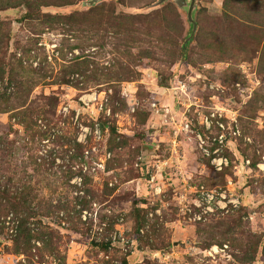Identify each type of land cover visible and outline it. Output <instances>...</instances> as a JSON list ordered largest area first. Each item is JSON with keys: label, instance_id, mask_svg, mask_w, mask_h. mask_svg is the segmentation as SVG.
<instances>
[{"label": "rangeland", "instance_id": "374dc122", "mask_svg": "<svg viewBox=\"0 0 264 264\" xmlns=\"http://www.w3.org/2000/svg\"><path fill=\"white\" fill-rule=\"evenodd\" d=\"M93 1L0 0V264H264V0ZM184 179L243 204L187 222Z\"/></svg>", "mask_w": 264, "mask_h": 264}, {"label": "built area", "instance_id": "2783aa9c", "mask_svg": "<svg viewBox=\"0 0 264 264\" xmlns=\"http://www.w3.org/2000/svg\"><path fill=\"white\" fill-rule=\"evenodd\" d=\"M216 117V114L206 116L201 123L203 129L212 130ZM218 126L220 130L213 137L197 132V142L201 154L209 161L213 169L218 173H222L232 166V162L226 156L225 151L229 149V137H236L238 132L232 129V133L229 134L226 132L224 125L218 123ZM185 130H191L189 123ZM172 162V159L155 162L154 168L152 170L149 169V189L154 197L163 195L164 186L167 184L166 177L169 175L167 170L173 167L171 166ZM248 164H250L249 161ZM137 165L138 167L140 166V164ZM178 169L180 168L178 167ZM182 187V192L177 197L178 207L185 220L192 224L207 222L217 216L228 214L230 211L240 208L243 204L242 195H238L236 190L233 189L213 190L206 188L204 185L192 186L185 179ZM150 217L153 219L154 214H150ZM141 232L145 233L143 229ZM112 239L116 241L118 236L114 235ZM122 241L128 243L125 239Z\"/></svg>", "mask_w": 264, "mask_h": 264}, {"label": "water", "instance_id": "95a60500", "mask_svg": "<svg viewBox=\"0 0 264 264\" xmlns=\"http://www.w3.org/2000/svg\"><path fill=\"white\" fill-rule=\"evenodd\" d=\"M99 1H102V0H94L93 2L95 3V2H99ZM166 1H168V0H162L161 3H164ZM176 2L178 4V6H180V7H187L189 5V12H188L189 21L194 24V30L196 31L197 26L194 23V19H193V12L195 10L196 0H176ZM151 150H153V149H151ZM178 244L179 243H176L175 245L178 246Z\"/></svg>", "mask_w": 264, "mask_h": 264}, {"label": "trees", "instance_id": "16d2710c", "mask_svg": "<svg viewBox=\"0 0 264 264\" xmlns=\"http://www.w3.org/2000/svg\"><path fill=\"white\" fill-rule=\"evenodd\" d=\"M189 45H190V38L188 40H186V42H185V45H184L185 49H187L189 47ZM145 210H146V207L143 206L142 208H137L136 212H137L139 217H142V212L145 211ZM147 215H148V212H146V216ZM141 220H142V218H141ZM108 245H109V242L108 243H104V244H96V243H94V246H100V247H103V248L108 247Z\"/></svg>", "mask_w": 264, "mask_h": 264}, {"label": "bare ground", "instance_id": "6f19581e", "mask_svg": "<svg viewBox=\"0 0 264 264\" xmlns=\"http://www.w3.org/2000/svg\"><path fill=\"white\" fill-rule=\"evenodd\" d=\"M217 248H215V250H216Z\"/></svg>", "mask_w": 264, "mask_h": 264}]
</instances>
